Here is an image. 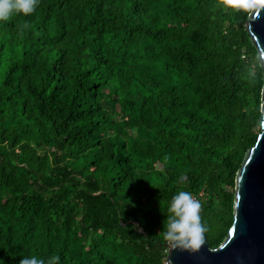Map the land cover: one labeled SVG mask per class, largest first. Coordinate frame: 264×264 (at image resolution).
Segmentation results:
<instances>
[{"label": "trees", "instance_id": "1", "mask_svg": "<svg viewBox=\"0 0 264 264\" xmlns=\"http://www.w3.org/2000/svg\"><path fill=\"white\" fill-rule=\"evenodd\" d=\"M212 3L40 0L0 22L3 264H162L155 235L182 189L209 246L225 238L262 71L249 13Z\"/></svg>", "mask_w": 264, "mask_h": 264}, {"label": "water", "instance_id": "2", "mask_svg": "<svg viewBox=\"0 0 264 264\" xmlns=\"http://www.w3.org/2000/svg\"><path fill=\"white\" fill-rule=\"evenodd\" d=\"M245 30L262 71L261 122L235 176L233 220L216 247L205 238L195 252L166 247L169 264H264V7L249 12Z\"/></svg>", "mask_w": 264, "mask_h": 264}, {"label": "clouds", "instance_id": "3", "mask_svg": "<svg viewBox=\"0 0 264 264\" xmlns=\"http://www.w3.org/2000/svg\"><path fill=\"white\" fill-rule=\"evenodd\" d=\"M40 0H0V22H7L11 18L34 13ZM212 10L241 11L248 14L253 9L264 7V0H213ZM249 84H256L259 80V68L253 71L249 68L245 72ZM202 202L195 198L188 190L175 192L166 203V219L161 229L155 235L168 249L197 251L204 243L206 224L201 216ZM60 256L53 254L44 258L37 255L22 256L18 264H59ZM0 264L3 261L0 260Z\"/></svg>", "mask_w": 264, "mask_h": 264}, {"label": "built area", "instance_id": "4", "mask_svg": "<svg viewBox=\"0 0 264 264\" xmlns=\"http://www.w3.org/2000/svg\"><path fill=\"white\" fill-rule=\"evenodd\" d=\"M162 264H169V262L166 260V257L162 260Z\"/></svg>", "mask_w": 264, "mask_h": 264}]
</instances>
